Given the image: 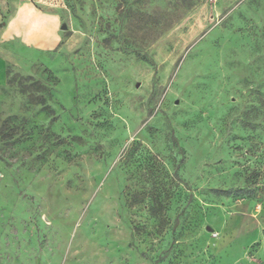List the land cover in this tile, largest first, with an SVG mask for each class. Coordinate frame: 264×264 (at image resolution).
Listing matches in <instances>:
<instances>
[{"label": "rangeland", "instance_id": "obj_1", "mask_svg": "<svg viewBox=\"0 0 264 264\" xmlns=\"http://www.w3.org/2000/svg\"><path fill=\"white\" fill-rule=\"evenodd\" d=\"M12 1L0 264H264V0Z\"/></svg>", "mask_w": 264, "mask_h": 264}, {"label": "crops", "instance_id": "obj_2", "mask_svg": "<svg viewBox=\"0 0 264 264\" xmlns=\"http://www.w3.org/2000/svg\"><path fill=\"white\" fill-rule=\"evenodd\" d=\"M21 6L14 4L12 0H9L8 3L6 0H0L1 12H8L9 15L7 25L3 33L0 34V41L18 36L25 46H29L35 51H46L55 47L61 39L56 29L57 16L52 12L41 13L31 7L33 11L30 17L24 20L19 11Z\"/></svg>", "mask_w": 264, "mask_h": 264}, {"label": "built area", "instance_id": "obj_3", "mask_svg": "<svg viewBox=\"0 0 264 264\" xmlns=\"http://www.w3.org/2000/svg\"><path fill=\"white\" fill-rule=\"evenodd\" d=\"M49 1L52 2L51 4H55L57 0H49ZM62 4H63V1L60 0L59 5H62Z\"/></svg>", "mask_w": 264, "mask_h": 264}, {"label": "water", "instance_id": "obj_4", "mask_svg": "<svg viewBox=\"0 0 264 264\" xmlns=\"http://www.w3.org/2000/svg\"><path fill=\"white\" fill-rule=\"evenodd\" d=\"M207 228L209 229V226H207Z\"/></svg>", "mask_w": 264, "mask_h": 264}]
</instances>
